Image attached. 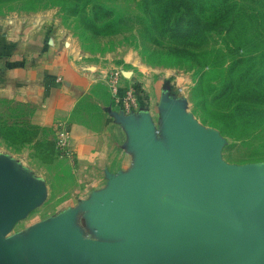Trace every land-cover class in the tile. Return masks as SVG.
<instances>
[{
	"label": "rangeland",
	"instance_id": "rangeland-1",
	"mask_svg": "<svg viewBox=\"0 0 264 264\" xmlns=\"http://www.w3.org/2000/svg\"><path fill=\"white\" fill-rule=\"evenodd\" d=\"M16 18H40L91 75L94 85L71 121L97 132L111 127L97 162L81 174L60 145L58 125L37 126L31 105L0 100V183L28 199L4 249L18 247L41 262L36 234L65 216L91 240L149 235L106 234L100 199L140 169L145 137L167 154L169 131L184 119L218 140L221 162L264 163V116L257 113L264 110V0H0V19ZM116 73L126 75L120 87L128 80L139 93L135 113H125L112 92Z\"/></svg>",
	"mask_w": 264,
	"mask_h": 264
},
{
	"label": "water",
	"instance_id": "water-1",
	"mask_svg": "<svg viewBox=\"0 0 264 264\" xmlns=\"http://www.w3.org/2000/svg\"><path fill=\"white\" fill-rule=\"evenodd\" d=\"M169 133L167 154L145 137L140 169L100 199L106 234L149 235L91 240L65 216L36 234L43 260L33 263L18 247H2L28 199L0 183V264H264V163L221 162L218 140L189 119Z\"/></svg>",
	"mask_w": 264,
	"mask_h": 264
},
{
	"label": "crops",
	"instance_id": "crops-1",
	"mask_svg": "<svg viewBox=\"0 0 264 264\" xmlns=\"http://www.w3.org/2000/svg\"><path fill=\"white\" fill-rule=\"evenodd\" d=\"M130 82L122 83V90L134 86ZM93 85L91 75L74 62L68 43L40 18L0 19V100L31 105L37 126L64 124L81 174L97 162L95 155L111 127L106 124L97 132L70 119Z\"/></svg>",
	"mask_w": 264,
	"mask_h": 264
},
{
	"label": "built area",
	"instance_id": "built-area-1",
	"mask_svg": "<svg viewBox=\"0 0 264 264\" xmlns=\"http://www.w3.org/2000/svg\"><path fill=\"white\" fill-rule=\"evenodd\" d=\"M124 76L126 75H123V77ZM123 77H120L119 74L116 73L109 78V84L114 96L121 104L122 110L127 114L135 113L140 105L139 93L134 86L125 87L124 90H122L120 84ZM58 130L60 133L59 140L62 149L73 159L76 158L75 151L72 147V135L70 131L62 123L58 124Z\"/></svg>",
	"mask_w": 264,
	"mask_h": 264
},
{
	"label": "trees",
	"instance_id": "trees-1",
	"mask_svg": "<svg viewBox=\"0 0 264 264\" xmlns=\"http://www.w3.org/2000/svg\"><path fill=\"white\" fill-rule=\"evenodd\" d=\"M136 90H137V89H136ZM263 97H264V96H263ZM257 113L260 114V115H262V116H264V110H261V111H259V112L257 111Z\"/></svg>",
	"mask_w": 264,
	"mask_h": 264
}]
</instances>
